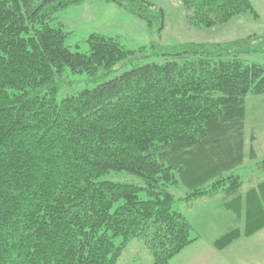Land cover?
<instances>
[{"label": "trees", "instance_id": "trees-1", "mask_svg": "<svg viewBox=\"0 0 264 264\" xmlns=\"http://www.w3.org/2000/svg\"><path fill=\"white\" fill-rule=\"evenodd\" d=\"M86 1L0 0V264H117L135 240L151 264H170L197 240L176 203L208 197L238 221L219 248L262 230L264 181L242 188L251 161L264 167L245 139L247 98L264 95V65L245 56L264 54V35L132 51L93 33L82 53L54 21ZM104 1L164 27L147 0ZM181 2L188 23L205 28L255 13L249 0ZM149 52L169 60L102 80ZM68 71L97 85L58 101Z\"/></svg>", "mask_w": 264, "mask_h": 264}, {"label": "rangeland", "instance_id": "rangeland-1", "mask_svg": "<svg viewBox=\"0 0 264 264\" xmlns=\"http://www.w3.org/2000/svg\"><path fill=\"white\" fill-rule=\"evenodd\" d=\"M255 13L246 12L234 17L231 21L205 28L188 23L181 0H147V2L162 8L165 12V24L161 31L150 28L141 18L127 12L116 4L104 0H87L79 6H73L56 14L54 23H62L68 33L66 45L73 51L88 52L87 39L93 33L118 38L129 50L138 51L143 47H149L155 43L161 47H175L182 44H224L249 36L264 35V0H249ZM249 63L264 65V54L251 53L245 56ZM168 57L157 53L144 54L142 57L135 56L133 60L126 61L115 66L102 80H111L123 72L129 71L136 66L149 63H163ZM57 99L61 101L83 89H92L97 85L87 74H72L68 71L65 75ZM245 139L248 144L252 134L256 135L254 148L260 152L264 159V95H249L246 101ZM247 156L249 148L246 149ZM250 163V161H249ZM253 165V164H252ZM257 176L264 180V169L252 172L250 180L243 184L242 192L245 194L251 187ZM108 180L140 184L141 180L135 175L128 173H111ZM245 180V178H244ZM176 196H181L183 190L172 189ZM141 197L145 194L141 192ZM214 199L208 197L189 202L178 201V208L193 228V235L198 237L201 232H218L225 226L236 225L237 218L233 211L225 212L220 196ZM237 222H236V221ZM236 222V223H234ZM224 228V229H223ZM120 242V238L117 243ZM152 256L143 242L135 240L131 242L123 252L117 264H151ZM230 264V263H228Z\"/></svg>", "mask_w": 264, "mask_h": 264}, {"label": "crops", "instance_id": "crops-1", "mask_svg": "<svg viewBox=\"0 0 264 264\" xmlns=\"http://www.w3.org/2000/svg\"><path fill=\"white\" fill-rule=\"evenodd\" d=\"M255 141L256 135L252 134L248 144H246V149L247 146L249 152L253 149L257 154V159L263 160L261 159L263 157H260V152L254 148ZM252 164L253 161H251L252 169L246 175L245 181L250 178V175L255 170L264 169V167H261L253 170ZM257 177V180L253 181L252 185L264 181L262 178H259L260 176ZM212 198L214 199L208 202L218 200L216 197ZM222 204L225 212L229 214L231 210H228L224 203ZM233 226L229 224L225 226V229L223 228L224 230L218 232H201L202 234L197 237V240L175 256L170 261V264H264V228L250 236L239 237L225 248L221 249L216 245L217 240L225 235Z\"/></svg>", "mask_w": 264, "mask_h": 264}]
</instances>
